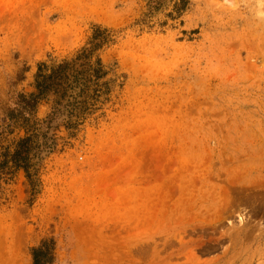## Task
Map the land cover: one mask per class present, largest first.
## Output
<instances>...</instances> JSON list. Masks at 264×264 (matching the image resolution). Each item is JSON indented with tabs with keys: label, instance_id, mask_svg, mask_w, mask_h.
Returning a JSON list of instances; mask_svg holds the SVG:
<instances>
[{
	"label": "rangeland",
	"instance_id": "374dc122",
	"mask_svg": "<svg viewBox=\"0 0 264 264\" xmlns=\"http://www.w3.org/2000/svg\"><path fill=\"white\" fill-rule=\"evenodd\" d=\"M172 3L0 0V117L40 63L111 34L104 99L52 115L32 182L0 168V264L43 239L51 264H264V0ZM21 134L0 128V162Z\"/></svg>",
	"mask_w": 264,
	"mask_h": 264
},
{
	"label": "trees",
	"instance_id": "16d2710c",
	"mask_svg": "<svg viewBox=\"0 0 264 264\" xmlns=\"http://www.w3.org/2000/svg\"><path fill=\"white\" fill-rule=\"evenodd\" d=\"M167 0H148L149 10H158ZM188 0H173L172 12L180 13ZM111 39L110 31L95 26L87 42L69 58L51 65L40 63L33 80V91L18 93L13 106L3 110L0 128L12 132L17 129L22 134L11 145L3 147L2 169L6 164L20 168L32 182L36 172L35 164L45 150L52 148L53 136H48L49 121L60 109L67 111V123L75 125L104 99L108 93V82L103 81L108 71L98 51ZM42 100H51L54 111L46 119L36 117V109ZM49 140H51L49 142ZM54 243L43 239L32 248L33 264H51Z\"/></svg>",
	"mask_w": 264,
	"mask_h": 264
},
{
	"label": "bare ground",
	"instance_id": "6f19581e",
	"mask_svg": "<svg viewBox=\"0 0 264 264\" xmlns=\"http://www.w3.org/2000/svg\"><path fill=\"white\" fill-rule=\"evenodd\" d=\"M37 27H39V26H37ZM37 27H36V30H37V32H38ZM40 27H41V26H40ZM45 27H46V29L48 30L47 26H45ZM48 27H49V26H48ZM43 28H44V27H43ZM51 28H52V27H51ZM40 29H41V28H40ZM40 29H39V30H40ZM44 29H45V28H44ZM44 29H43V30L41 29L42 31H40V32H41V36H42V32L45 31ZM50 30H51V29H50ZM53 30H54V28H53ZM54 31H56V30H54ZM33 32H34V30H33ZM40 32H39V33H40ZM51 32H52V31H51ZM35 33H36V32H35ZM46 33H47V32H46ZM28 34H29V33H28ZM49 34L52 35L53 33H52V34L49 33ZM26 35H27V34H26ZM39 35H40V34H39ZM44 35H45V34H44ZM46 35H47V34H46ZM22 36H23V35H22ZM27 36H28V35H27ZM41 36H40V37H41ZM52 36H53V35H52ZM54 36H55V35H54ZM58 36H59V34H58ZM35 37H36V34H35V36H34L33 38H35ZM42 37H43V36H42ZM42 37H41V38H42ZM50 37H51V36H50ZM25 38H26V37H25ZM25 38H24V39H25ZM33 38H31V41H33V40H32ZM53 38H54V37H53ZM26 39H27V38H26ZM36 39H37V38H36ZM47 39H49V36H48ZM34 40H35V39H34ZM40 40H41V39H40ZM43 40H44V39H43ZM24 41H25V40H24ZM29 41H30V39H29ZM25 42H26V41H25ZM38 43H39V42H38Z\"/></svg>",
	"mask_w": 264,
	"mask_h": 264
}]
</instances>
